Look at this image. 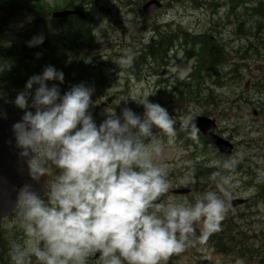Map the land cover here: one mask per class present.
<instances>
[{
	"label": "clouds",
	"instance_id": "obj_1",
	"mask_svg": "<svg viewBox=\"0 0 264 264\" xmlns=\"http://www.w3.org/2000/svg\"><path fill=\"white\" fill-rule=\"evenodd\" d=\"M43 42L39 35L27 46ZM133 61L134 54L125 50L115 63L127 69ZM53 80L62 84L64 75L47 66L14 100L24 110L12 126L15 146L30 179L50 178L51 166L58 174L47 180L43 198L30 184L17 191L14 207L26 239L11 244V264H32L33 257L38 264H88L96 254L100 264H168L171 256L220 231L233 186L223 171L234 170L239 158L215 162L221 169L210 176L216 191L204 192L192 204L167 202L171 183L166 167L157 162L163 144L152 130L173 142L177 122L168 110L145 95L133 99L143 106L142 116L128 107L120 116L106 108L97 126L89 111L96 104L94 89L81 83L61 95L56 85L46 84ZM258 180L264 182V172ZM194 182L191 174L181 180L184 186Z\"/></svg>",
	"mask_w": 264,
	"mask_h": 264
},
{
	"label": "rangeland",
	"instance_id": "obj_2",
	"mask_svg": "<svg viewBox=\"0 0 264 264\" xmlns=\"http://www.w3.org/2000/svg\"><path fill=\"white\" fill-rule=\"evenodd\" d=\"M15 1L19 5L7 15L3 23L5 33L0 34V44L6 50L15 49L21 53L23 46L33 37L43 35L44 39L48 38L52 42L51 48L54 44L58 50L59 57L62 59L60 64L66 67L74 63L73 71H70L65 78L67 86L71 88L83 82L86 87L94 89L91 100L96 104L90 106L89 111L97 126L106 118L104 114L106 108L115 109L117 116H120L121 110L128 107L135 114L142 116L143 106L138 105L133 99L143 98L145 95H149L150 102L154 101L166 108L169 114L183 125H187L192 115L211 114L213 116L210 117L214 118L220 126L217 134L236 146V153L231 158H239L238 165L249 173L242 178L243 182L252 179L258 184L259 181L256 182L258 174L264 172V90L260 89V86L264 84L261 82L264 78V38L259 44H255L257 49L251 51L254 48H248L250 45L244 35L254 33L258 26L259 31L264 33V16L252 17L250 14L252 13L250 9L264 0H159L162 8L154 14L151 21H147L141 12V7L149 0H73L69 7L80 6L83 10L85 6H81L82 4L89 1L96 2L99 15L89 26L88 32L92 34L93 44L91 46L77 45L72 48L62 45L66 33L56 29L48 21V15L50 16L54 10L68 9L66 1ZM42 16H45L43 21L37 22ZM238 23L243 25L240 34H238ZM154 26H173V29L174 26H179L192 35L211 34L222 43L226 51V61L228 60V65L232 69L235 65L245 66L239 68L237 78L227 75L226 83L222 88H220L222 84L220 78L223 75L209 74L215 85L213 86L215 93L213 108L209 107V103L204 99L197 103V101L184 99L183 95L184 91L191 89L192 92H196L195 88L201 90V96L207 95L206 88H212L207 75L199 81L192 82L187 88L181 87L175 90L176 82L193 70L195 61L178 50L176 53L172 51L166 57L167 67L163 71L161 83H158L159 79L155 77V74L160 72L158 70L155 72L156 69L153 70L154 72L144 71L143 76L129 77L126 72L129 69H121L115 63L125 50H131L136 55L141 42L151 37ZM41 48L42 46L37 47L38 50ZM79 59H82L84 63L79 62ZM94 61L97 63H93ZM77 65H82V70L77 71ZM111 66H117V69L112 72L109 70ZM232 69L226 70L225 73ZM118 72L123 73L116 74ZM88 74L90 77H87ZM101 77L105 82L102 87L97 85ZM88 79L92 80L93 85L88 84ZM46 84L51 87L56 82L46 81ZM168 84V90L162 89ZM197 84L200 85L196 87ZM36 87V85L33 86L32 94ZM174 91L177 96L173 93ZM20 92L11 90L0 92V114L8 111L15 116H23L24 110L14 104L13 95ZM121 100H127V103ZM29 103H31V95ZM27 110L34 112V109ZM153 130H155L154 135L159 134L163 144L162 155L157 162L166 167L171 183L167 202L187 201L192 204L196 197L204 192L216 191V185L210 178L201 177L200 180L197 178L204 166L201 159H196L194 155L189 156L190 151L184 150L174 141L171 144L168 143V139L163 141L161 133L155 127ZM208 150H211L214 157V148ZM198 164L200 167L197 166ZM51 170L58 174L54 166H51ZM189 174L195 182L184 186L181 180ZM223 174L227 176V171H223ZM237 176H228L233 185L230 189V205L234 202L233 200L238 199L255 201L253 195L258 191L257 186L238 189L240 184H235ZM200 184L214 188L201 191ZM190 187L193 188L191 193L172 194L175 190L185 191ZM250 201L240 206L238 204L231 206L225 218L232 219L235 233L242 231L250 238L248 244L254 252L263 253L264 241L260 239V233L264 234V204L252 207L253 203L251 204ZM13 217L6 220L1 229L0 242L2 243L3 240L6 246H11L12 243L23 244L26 239L22 229L19 228L18 218ZM249 224L251 226H247ZM232 258H234L233 255L231 257V255L215 253L213 248L207 245L193 246L179 255L171 256L168 264H233ZM245 259L249 262L248 264H257L255 260H250L247 256ZM245 259L236 261V264H245ZM0 263L11 264L9 249L4 256H0ZM34 263L38 264V261L35 259ZM88 264H100L99 257H90Z\"/></svg>",
	"mask_w": 264,
	"mask_h": 264
},
{
	"label": "trees",
	"instance_id": "obj_3",
	"mask_svg": "<svg viewBox=\"0 0 264 264\" xmlns=\"http://www.w3.org/2000/svg\"><path fill=\"white\" fill-rule=\"evenodd\" d=\"M69 4L73 2V0L68 1ZM18 3L15 0H0V16L3 20L5 15L11 13L15 8L18 7ZM81 6H85L87 22L83 23L78 20H70V28L66 29L63 32H66L64 39L62 40V45H67L69 48L74 46H91L93 44V38L91 33L88 32L89 24L92 19L97 17V3L94 1H89ZM80 8V6H79ZM257 13H264V7H257L255 10ZM42 22V19L40 20ZM66 22V21H64ZM74 22V23H73ZM61 29L64 28L63 25L60 26ZM2 26L0 20V34L2 33ZM153 37L147 42H143L138 51L136 52V56L134 57L132 68L129 70L132 75L141 74L142 71L148 67L150 64H155L159 69L164 67V58L167 53V50L171 47L174 42V38H170L169 36H164L162 27L155 26ZM183 38H187L186 34H183ZM191 39H188L184 42H190ZM212 40V38L208 35H203L202 37L195 38L192 43L193 47H198L202 54L210 59V66H206L207 71H214L217 73L220 70L219 62L222 60V53L219 51L218 45ZM51 42L46 40L42 44L41 50L37 49V46L30 47L36 50V55H25V49L22 53L14 50H6L3 49L0 45V68L3 70L0 71V88L7 87V90L13 88L18 91L25 90V84L28 79L34 75L42 74V71L47 66H53L57 71H60L64 75V82L61 84L58 81L53 80V82L59 89L60 94L63 95L65 92L69 91V88L65 82V78L70 71H73L74 63H71L69 66L64 67L65 65L60 64L62 59L59 58L58 50L55 46L51 48ZM37 53H39V58H37ZM79 62L84 63L82 59H79ZM213 62V65L212 63ZM224 62V59L221 63ZM207 63H209L207 61ZM64 67V68H63ZM82 65H77V71L82 70ZM66 72V73H65ZM88 73V71H87ZM232 73H234L232 71ZM90 77V74L87 75ZM91 81V80H90ZM88 79V83H90ZM82 84H85L82 82ZM93 84V82H92ZM105 82L101 77L99 83L97 85L103 86ZM31 109V108H30ZM5 114V113H2Z\"/></svg>",
	"mask_w": 264,
	"mask_h": 264
},
{
	"label": "water",
	"instance_id": "obj_4",
	"mask_svg": "<svg viewBox=\"0 0 264 264\" xmlns=\"http://www.w3.org/2000/svg\"><path fill=\"white\" fill-rule=\"evenodd\" d=\"M160 8V4L156 0L147 2L142 11L147 19H151L153 12ZM68 15H77L83 18L79 12H62L53 14V18H62ZM19 118L0 117V221L2 218L10 215L14 210L17 191L25 184L32 185V189L40 194V190L44 189L43 185L32 181L28 174V167L24 160L19 157L20 149L15 146V136L12 131V126L21 121ZM203 121V120H201ZM195 127L200 128L205 132L195 120L191 123Z\"/></svg>",
	"mask_w": 264,
	"mask_h": 264
}]
</instances>
